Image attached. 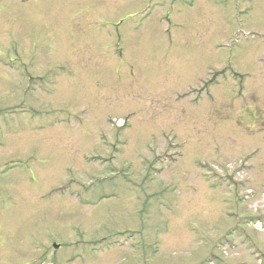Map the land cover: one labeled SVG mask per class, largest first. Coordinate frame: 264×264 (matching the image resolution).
Here are the masks:
<instances>
[{
    "label": "rangeland",
    "instance_id": "obj_1",
    "mask_svg": "<svg viewBox=\"0 0 264 264\" xmlns=\"http://www.w3.org/2000/svg\"><path fill=\"white\" fill-rule=\"evenodd\" d=\"M0 264H264V0H0Z\"/></svg>",
    "mask_w": 264,
    "mask_h": 264
}]
</instances>
